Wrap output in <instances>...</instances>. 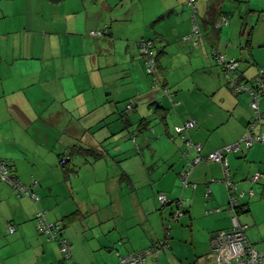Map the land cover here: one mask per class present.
<instances>
[{"label": "crops", "instance_id": "0c3cea01", "mask_svg": "<svg viewBox=\"0 0 264 264\" xmlns=\"http://www.w3.org/2000/svg\"><path fill=\"white\" fill-rule=\"evenodd\" d=\"M195 3L196 44L183 39L193 15L186 0H0V171L5 164L7 175L25 185L38 180L37 200L0 182V264H59L58 243L36 226L39 211L47 222L62 225L71 244L64 264H119L117 253L145 250L162 238L164 223L171 226L169 247L140 264H210L211 238L232 226L227 188L216 161H201L183 183L181 172L198 155H184V139L201 144L199 155L205 157L237 142L254 119L251 96L225 84L212 52L238 60L243 80H253L264 69V0ZM219 15L228 22L215 31L209 19ZM103 28V36L90 34ZM142 39L154 40L159 84L139 58ZM127 103L133 110H125ZM259 109L264 111V94ZM191 118L197 124L183 138L174 127ZM141 122L148 126L139 132ZM263 129L264 122L256 132ZM136 131L139 156L129 155L124 141ZM102 146L113 152L102 155ZM79 147L100 152L117 168L93 201L71 192L72 176L59 164L63 152ZM226 155L237 188L253 192L239 198L248 211L236 216L262 251L257 243L264 235L255 233L261 221L249 199L264 198V144ZM82 160L90 158L72 155L75 167ZM254 171L259 179L242 183ZM158 193L181 201L182 215L169 222ZM130 201L136 213L122 222Z\"/></svg>", "mask_w": 264, "mask_h": 264}, {"label": "built area", "instance_id": "2783aa9c", "mask_svg": "<svg viewBox=\"0 0 264 264\" xmlns=\"http://www.w3.org/2000/svg\"><path fill=\"white\" fill-rule=\"evenodd\" d=\"M187 5L192 9V27L189 34L185 35L183 39L186 41H192L193 43L198 42V36L200 35V27L198 24V18L196 15V4L195 0H186ZM228 22L226 17H221L215 24L216 28H221L224 24ZM106 32V30H91L90 34L93 36H101ZM217 62L220 64L222 70L224 71V80L228 84V86L235 93L246 92L251 96L250 107L254 110V119L249 122L245 134L235 143L228 144L219 149L214 150L209 153L205 157L199 155L202 145L199 143H194L190 139H187L186 146L187 150L185 152L186 155H189L190 150H195L198 154L193 157L188 162L187 169L182 173L183 183H187L188 174L191 170L201 161H216L221 164L222 167V181L224 182L228 196L231 204H229L228 212L232 214V226L230 229H221L217 231V233L212 237L210 242L211 251L208 254V259L210 260V264H261L262 259L264 258V250H259L254 244H252L246 234L245 231L247 229L246 224H241L236 214L234 213L235 208L239 204L238 200L240 197L245 194L252 195V191L248 193L244 190H240L237 188L236 183L231 178L230 169L228 166L227 153L231 151H237L241 148H250L256 142L264 143V133L254 132V128L258 124L259 121L264 120V111H260L259 109V100L261 96L264 94V69H258V75L250 82H244L242 78H240V73L238 70L239 61L236 59H227L223 54L212 52ZM139 58L144 61L145 69L148 75L153 76L154 84H159L156 70V52H155V44L151 39H142L139 43ZM134 108L133 103H128L125 106L127 111H131ZM196 124V119H189L183 124L176 125L175 130L183 134L188 129L193 127ZM66 151L64 152V158H67ZM7 166L5 164L2 165L0 171V180L6 181L12 185V187L16 190L18 195L27 196L32 200H37L38 196L33 191L34 187L37 186L38 180H34L30 185H25L18 181L14 176L7 175ZM261 174L256 173L251 176L250 180L253 182L257 181ZM208 195V193H206ZM158 201L163 206L172 207L174 206L176 209L174 210V215L176 217L181 216L182 212L180 209L181 201L177 200L178 207L173 201H168L166 196L163 193H159ZM44 212L39 211L35 216V222L37 228L47 234V238L52 241H56L59 246V251L64 258L63 260H67L71 257L70 242L62 236L61 234V225L59 223H51L47 222L44 218ZM11 231L13 230L10 229ZM162 243V242H161ZM169 246V243H163L161 246H155L152 250L141 252V253H129L125 256L118 255L119 264H138L145 260L146 255L151 252H159L161 249H165ZM63 264V262L59 263Z\"/></svg>", "mask_w": 264, "mask_h": 264}, {"label": "rangeland", "instance_id": "374dc122", "mask_svg": "<svg viewBox=\"0 0 264 264\" xmlns=\"http://www.w3.org/2000/svg\"><path fill=\"white\" fill-rule=\"evenodd\" d=\"M221 72L224 73L223 71H221ZM150 76H151V78H153L152 75H150ZM185 78L187 79L188 82H189V80H190V82L194 80L192 78V76H186ZM222 78L224 80V76H222ZM158 89L160 91L162 90L161 87H158ZM262 122H264V120L258 122V125H257L256 129L254 130V132H256V130L260 126V123H262ZM132 129H133V127L129 131H131ZM263 131H264V129H263ZM135 133L136 134H134V132H133V135L129 136V138H126V140H124V141L127 144V147L129 148L128 149V151H129L128 154L131 153L133 155L139 156L136 153V151L138 150L137 149L138 142H136L135 139L138 140L140 134L137 131ZM121 139L122 138H120V140ZM261 144H264V143L263 142H256L254 145L257 146V145H261ZM103 147L104 146H102L101 149H100L102 155L107 156L108 153H110V152L112 153L113 152V147L110 148V149H106L107 145H106V148L105 147L103 148ZM120 155L121 154H117L116 156L119 157ZM105 156H101V158L99 157L100 160L95 161V159L92 158L91 155H88V157L90 158L89 161L85 162V161L82 160L84 164L82 166L77 165L75 167L76 171L79 172L78 176H73V175H75V173H71L72 180H73L71 192L74 193L75 196L86 198L88 200L93 201L94 198H97V199L99 198V196H100L99 192L100 191H105L106 190V186H107L106 182L108 181L107 180L108 174L109 173H111V174L116 173L115 169H117V168H116V165L115 166L112 165V163H111L112 160L110 161L107 157L105 158ZM241 158H243V157H241ZM79 161H80V159H79ZM73 162H74V160H73ZM254 173H256V171L250 172L249 174H245L244 177H246V179L244 181H242V183L246 182L249 185H251V183H253V182H252V180H250V178H251L252 175H254ZM95 175H97V176L95 177ZM33 181H34V179H32V182ZM0 182L6 183L3 180H0ZM217 183H219V182H217ZM260 184H262V183H260ZM37 186H38V184H37ZM240 189H244L246 191L250 190V188H240ZM65 190H66V188H65ZM67 190L69 191V189H67ZM49 198H51V197H49ZM50 201H52V200L50 199ZM228 201H229V196H228V193L226 191V202H228ZM249 201L251 202L252 215H257L258 214V219H260V221H261L260 227L258 226L257 230H255L256 236L259 237V235H262V234L264 235V198L261 199V198L257 197L255 199L253 197H250ZM67 203H69V201H67L65 204H67ZM63 204H64V202H62L61 206ZM159 206H160V203H159ZM126 207L128 209V215H127V218H125V216H122L123 217L122 218V222H124V219L127 220L128 218L133 217V215L136 213L135 205L131 201L128 204H126ZM167 207L168 206H164L161 209V211H166L165 209H167ZM179 210H182V208H180ZM166 212H167V214L169 213L168 211H166ZM226 212H227V210H226ZM90 218L92 220L93 217L90 216ZM174 219L173 218H169V222L170 221H174ZM230 223L232 225V220L231 219H230ZM77 226H78V228H81V224L80 223H77ZM249 233H250V235H249ZM246 234H247L248 237L252 236L251 229H248ZM260 239L261 238H259V240H258L259 243H257V246L264 245V240L262 241L263 242L262 243V242H260ZM65 262H68V261H65ZM154 264H158V262L154 261Z\"/></svg>", "mask_w": 264, "mask_h": 264}, {"label": "trees", "instance_id": "16d2710c", "mask_svg": "<svg viewBox=\"0 0 264 264\" xmlns=\"http://www.w3.org/2000/svg\"><path fill=\"white\" fill-rule=\"evenodd\" d=\"M53 1H61V0H53ZM196 1V0H195ZM196 4V3H195ZM211 12V14H213V16H214V14L216 13V9L214 8V7H212L211 6V10H210ZM221 17H226L227 18V16H225V15H219V17L218 18H210L209 19V21L211 20V22H212V25H213V28H214V30L215 31H218L220 28H216V26H215V24H216V22L221 18ZM227 20H228V18H227ZM198 24H199V20H198ZM241 28H242V31L244 32V33H246V34H249L250 33V29H247V27H245L244 25L243 26H241ZM105 29V28H104ZM106 30V29H105ZM106 33V32H105ZM104 33V34H105ZM103 34V35H104ZM103 35H101V36H103ZM151 40H153V39H151ZM154 41V40H153ZM155 52H156V48H155ZM156 58H157V65H156V70H157V77H158V73H159V69H158V54H157V52H156ZM223 71V70H222ZM224 72V71H223ZM240 73V72H239ZM224 74V73H223ZM242 74H240V78H242V76H241ZM243 79V78H242ZM252 81V80H251ZM245 82V81H244ZM246 82H250V81H246ZM227 86H228V84L227 83H225ZM128 104V103H127ZM126 104V105H127ZM125 105V106H126ZM126 110V109H125ZM127 111V110H126ZM193 119H195V118H193ZM187 120H189V119H187ZM186 120V121H187ZM186 121H184V122H186ZM183 122V123H184ZM182 123V124H183ZM196 124H197V120H196ZM195 124V125H196ZM194 125V126H195ZM147 126H148V123L147 122H141V124H140V126L138 127V131L139 132H141V131H143L145 128H147ZM193 126V127H194ZM192 128V127H191ZM190 128V129H191ZM150 129V131H153V127H150L149 128ZM247 129V128H246ZM174 131L178 134V135H180V136H182L183 138H184V136H186V134H187V132L189 131V129L186 131V132H184L183 134H180V133H178L176 130H175V127H174ZM134 137V136H133ZM187 139L188 138H185L184 139V144H185V150H184V155L185 156H188V155H186L185 154V152H186V150H187V146H186V141H187ZM135 141H136V139H135ZM66 154H67V158H64V152L60 155V158H59V164H60V166H61V169L63 170V174L66 176V177H68L69 176V174H71V173H75V171H76V168H75V166L71 163V161H72V155L73 154H81V155H83L84 157H86L87 156V159H88V155H91L92 156V158H94V159H97L100 155H101V153L100 152H98V151H96V150H94V149H92V148H82V147H79V148H76V149H71V150H66ZM188 167V166H187ZM187 167H186V169H187ZM185 169V170H186ZM185 170H183L182 172H181V175H182V173L185 171ZM15 177V176H14ZM159 194V193H158ZM158 194H157V196H158ZM158 199V198H157ZM159 202V201H158ZM160 203V202H159ZM175 204H176V206L178 207V202H174ZM229 204H231V202H230V200L228 201V205H227V211H228V207H229ZM180 205H181V203H180ZM164 206L163 205H161L160 204V209H162ZM181 207V206H180ZM166 211L167 210H169L168 212V215H169V218H175V219H177L178 217H176L175 215H174V210H172V208L171 207H167V209H165ZM210 211H214V210H210L209 209V212ZM246 211H248V207L246 206V204L245 203H239L238 205H237V207L235 208V210H234V213L235 214H239V213H244V212H246ZM35 220V219H34ZM61 225V224H60ZM163 227H164V233H163V237L162 238H160L156 243H154L153 245H151L149 248H147V249H145V250H141V251H138V252H135V253H141V252H146V251H149V250H152V248H155V246H161V244H163V243H166V242H168L169 243V241L171 240V235H170V228H171V226H170V224L169 223H164L163 224ZM248 228V227H247ZM247 230V229H246ZM219 231V230H218ZM245 234H246V231H245ZM247 236V235H246ZM212 239V238H211ZM162 242V243H161ZM211 242V241H210ZM252 243V242H251ZM170 244V243H169ZM252 244H254V243H252ZM255 245V244H254ZM59 247V246H58ZM169 247V246H168ZM167 247V248H168ZM167 248H165V249H167ZM161 250H163V249H161ZM210 251H211V248H210ZM209 251V252H210ZM151 253H155V252H151ZM150 253V254H151ZM61 254V253H60ZM149 255V254H148ZM148 255H146V257L148 256ZM146 257H145V259H146ZM64 258L62 257V255H61V261L59 262V263H61V262H63V264H64V260H63ZM145 261V260H144ZM143 261V262H144ZM155 262L157 261V260H154ZM143 262H141V263H143ZM138 264H140V263H138ZM261 264H262V262H261Z\"/></svg>", "mask_w": 264, "mask_h": 264}]
</instances>
